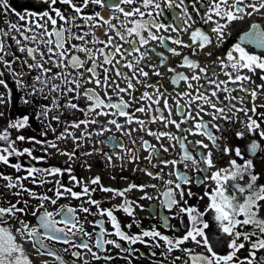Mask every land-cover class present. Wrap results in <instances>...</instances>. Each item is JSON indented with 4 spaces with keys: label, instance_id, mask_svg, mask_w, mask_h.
<instances>
[{
    "label": "snow or ice",
    "instance_id": "snow-or-ice-1",
    "mask_svg": "<svg viewBox=\"0 0 264 264\" xmlns=\"http://www.w3.org/2000/svg\"><path fill=\"white\" fill-rule=\"evenodd\" d=\"M0 14V165L14 170H0V264H36L25 242L52 258L39 264H264V0H0ZM8 74L29 109L16 115ZM93 156L150 179L105 184Z\"/></svg>",
    "mask_w": 264,
    "mask_h": 264
},
{
    "label": "flooded vegetation",
    "instance_id": "flooded-vegetation-1",
    "mask_svg": "<svg viewBox=\"0 0 264 264\" xmlns=\"http://www.w3.org/2000/svg\"><path fill=\"white\" fill-rule=\"evenodd\" d=\"M10 2H12L14 5H22V4H26L28 2V0H10ZM3 19L4 18L2 16V14H0V28L5 27V24L3 23ZM12 19L13 20L17 19L15 14H12ZM257 19H261V18L259 16H257ZM13 50H16V49H13ZM17 54L19 55L20 53L17 51ZM9 58H11V57H9ZM7 78L9 80V85L13 88L14 101H13V106L11 108L12 115H16L20 112H24V111L29 110L26 106L22 105L21 101L19 100V97H20V95H22V93L15 86V84L11 78V74H8ZM0 90H2V88H0ZM257 102L259 103L260 101L258 100ZM0 110H4L3 106H0ZM261 111H264V109H261ZM7 115H8V113L5 112V117H7ZM5 117H0V125L5 124ZM206 118H208V117H206ZM31 120H32V127L26 129V131L28 132V134L40 136V130L42 128H45V125H43L40 122V120L36 119L35 116H33L31 118ZM53 123L57 124V132L62 130V126L58 122L53 121ZM155 126L156 125H153V127H155ZM113 134L116 136L121 135V133H119L118 131L114 132ZM106 135H108V134H106ZM54 136H55V134L53 132H51L50 130H48V137L47 138L52 139ZM41 138H44V137H41ZM124 140L126 143L128 142L127 137H125ZM60 144H61V147H69V148L72 147V141H70V140L67 142L61 141ZM105 147L107 148V145ZM40 149H41V145L37 144L35 146L36 155H45V153H43ZM54 151H55L54 149H51V148L49 149V152H54ZM13 159H20L26 164H33L34 163L37 166H45L48 163L63 164L67 158H66V156L56 154L55 156H52L48 161H35L31 158H28L27 156H25V157H14ZM90 161L93 162V165H94L93 169H92L93 173H96V172L101 173V175L103 176L105 184L123 186L124 184H126L128 182L127 180L123 179V177H125V176H128L131 179L136 180L137 182H139L141 179H144V180L150 179L147 176H143L142 174H139V175L133 174L131 172V165H129V167L126 168L124 171H121L120 167H119V164H120L119 160L115 161V163H116L115 169H113L111 166H105V164L96 156L91 157ZM144 163H146V161ZM0 170L6 171V172H13L14 171L11 167L3 166V165H0ZM77 171L81 172V174H84L83 169H80L79 167H77ZM165 171H167L166 168H165ZM111 175H117L119 178L118 179H111L110 178ZM173 178H175V177H173ZM25 183H28L32 187H37L35 185H31L30 180H26ZM48 187H52V185H48ZM41 190H42V186H41ZM149 191H152L155 194V189H149ZM132 195H138V193L133 191ZM60 202L76 203V201H74L70 198L68 200L62 199ZM114 202H118V199H117V201H114ZM143 202L146 205L151 203V201H148V200H144ZM33 203H36V201H33ZM48 206H49V208H55L58 205H48ZM137 212H138V214L145 216V219L143 220V224L145 227H148L150 224V221L147 218L148 209L146 208L143 212H141L139 209H137ZM118 215L124 221H127L129 219V217L126 214H124L123 212H119ZM28 219H30L33 223L36 222L35 217L29 216ZM89 219H94V217H90ZM152 222L155 223L156 221H152ZM85 227L88 228V230H91L93 226L91 224H86ZM161 230L166 231V229H163V228H161ZM132 231H139V229L136 228L134 225ZM49 243L57 251H61V249L68 247L67 245H63L62 243H58L56 241H50ZM123 243L126 244L127 242H123ZM25 247H26V250L28 251L29 255L32 256L33 260L36 262V264H39L40 260H42V259H49V260L52 259L51 257H47V256L37 257L35 255V250L32 248L31 244L28 242H25ZM134 247L139 249L140 253L148 252V246H145L143 244L138 243ZM81 251H83V250L81 249ZM113 251H118V250L114 249ZM156 251L157 252L163 251V249H156ZM70 252H71V249L69 248V251L67 253L61 251V254L65 256V259H75L74 257L70 256ZM159 259H162V258H160V257L155 258V260H159ZM92 264H127V262L122 258H115L111 262L105 261V260H99V261L92 262ZM136 264H153V259H150L149 256L141 255L138 253L137 258H136Z\"/></svg>",
    "mask_w": 264,
    "mask_h": 264
}]
</instances>
